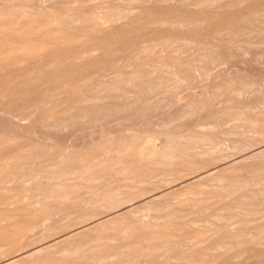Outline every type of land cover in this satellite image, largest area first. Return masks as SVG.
I'll use <instances>...</instances> for the list:
<instances>
[{"label":"rangeland","instance_id":"374dc122","mask_svg":"<svg viewBox=\"0 0 264 264\" xmlns=\"http://www.w3.org/2000/svg\"><path fill=\"white\" fill-rule=\"evenodd\" d=\"M0 85V264H264V0H0Z\"/></svg>","mask_w":264,"mask_h":264},{"label":"bare ground","instance_id":"6f19581e","mask_svg":"<svg viewBox=\"0 0 264 264\" xmlns=\"http://www.w3.org/2000/svg\"><path fill=\"white\" fill-rule=\"evenodd\" d=\"M29 40H30V39H29ZM26 43H27V42H26ZM93 52H94V51H93ZM93 52H92V53H93ZM10 58H11V57H10ZM48 62H49V61H48ZM53 62H54V61H53ZM39 71H40V70H39ZM41 71H42V70H41ZM31 73H32V72H31ZM35 73H37V72L35 71V72H33L32 74H35ZM39 73H40V72H39ZM32 74H30V75H32ZM44 74H45V73H44ZM36 75H37V74H36ZM28 76H29V75H28ZM132 76H133V75H132ZM17 77H18V76H17ZM33 77H34V76H33ZM15 78H16V77H15ZM129 78H130V77H129ZM123 81H124V80H123ZM21 83H22V82H20V86H21ZM115 83H116V82H114V84H115ZM117 83H119V81H118ZM117 83H116V84H117ZM120 83H121V82H120ZM123 83H124V82H123ZM127 83L129 84V82H127ZM151 83H153V82H151ZM114 84H113V85H114ZM145 84L148 85L147 83H145ZM149 84H150V83H149ZM3 85L6 86V84H3ZM3 85H2V86H3ZM16 85H17V83H16ZM109 85H110V84H109ZM111 85H112V83H111ZM113 85H112V86H113ZM121 85H122V84H121ZM125 85H126V84H125ZM153 85H154V84H153ZM155 85H157V84H155ZM0 86H1V85H0ZM2 86H1V87H2ZM14 86H15V85H14ZM82 86H83V85H82ZM139 86H141V85H138V87H139ZM144 86H145V85H144ZM27 87H28V86H27ZM45 87H46V86H45ZM141 87L143 88V86H141ZM23 88H24V90L22 91V93H24V91H26L25 89H27V88H25V87H23ZM32 88H33V87H32ZM46 88H47V87H46ZM46 88L43 89V90H44L43 92H45ZM145 88H146V87H145ZM145 88H143V89L140 88V89H141V91H142V90H144ZM155 88H157V87H155ZM5 89H6V88H5ZM10 89H11V88H10ZM10 89H9V90H10ZM30 89H31V88H30ZM30 89H29V90H30ZM49 89H50V87L48 88V90H49ZM51 89H52V88H51ZM53 89H54V88H53ZM60 89H61V88H60ZM60 89H59V92L62 91V90H60ZM137 89H138V88H137ZM15 90H16V89H15ZM115 90H116V88H115ZM117 90H119V89H117ZM138 90H139V89H138ZM145 90H146V89H145ZM7 91H8V89H7ZM12 91H13V90H11L10 92H12ZM17 91H18V90H17ZM39 91H41V89H40ZM39 91H38V92H39ZM63 91H64V90H63ZM108 91H109V90H108ZM134 91H135V90H134ZM139 91H140V90H139ZM151 91H152V90H151ZM10 92H9V93H10ZM13 92H14V91H13ZM13 92H12V93H13ZM15 92H16V91H15ZM15 92L13 93L14 96H16V95H15ZM27 92H28V90H27ZM27 92H26V93H27ZM32 92H33V90H32ZM32 92H31V90L29 91V93H32ZM53 92H54V91H53ZM53 92H52V93H53ZM65 92H66V91H65ZM65 92H64V94H65ZM135 92H136V91H135ZM135 92H133V93H135ZM146 92H147V91H146ZM2 93H5L4 90L2 91ZM35 93H37L36 90H35ZM41 93H42V92H41ZM45 93H46V92H45ZM61 93H62V92H61ZM151 93H152V92H151ZM0 94H1V93H0ZM6 94H7V93H6ZM27 94H28V93H27ZM32 94H33V93H32ZM37 94H40V93H37ZM43 94H44V93H43ZM47 94H48V93H47ZM64 94L62 93V94H59V95L61 96V95H64ZM135 94L138 95V93H135ZM135 94H134V95H135ZM139 94L141 95L140 92H139ZM10 95L13 96L12 94H10ZM44 95H45V94H44ZM48 95H49V94H48ZM134 95H133V96H134ZM140 95H139V96H140ZM151 95H152V94H151ZM7 96H8V95H7ZM17 96H18V95H17ZM22 96H23L22 99L24 100V98H25L27 95L25 96V95L23 94ZM60 96H59V97H60ZM145 96H147V94H146ZM1 97H2V95H1ZM3 97H4V96H3ZM41 97H42V96H41ZM149 97H151V96H149ZM154 97H155V96H154ZM154 97H153V98H154ZM9 98H10V97H9ZM14 98H15V97H14ZM16 98H18V100H19V96L16 97ZM30 98H31V96L29 97V99H30ZM45 98H46V96H45ZM52 98L55 99V96H52ZM61 98H62V97H61ZM137 98L140 99L138 96H137ZM137 98H135V99H137ZM146 98H147V99H150V98H148V97H146ZM1 99H4V98H1ZM12 99H13V98H12ZM22 99L19 100V101H22ZM27 99H28V98H27ZM39 99H40V98H39ZM81 99H82V98H81ZM138 99H137V101H138ZM144 99H145V98H144ZM18 100H17V101H18ZM31 100H32V99H30L29 101L27 100V101L30 102ZM35 100L37 101L38 98H37V99L35 98ZM35 100H33V101H35ZM45 100H46V99H45ZM47 100H48V99H47ZM62 100H63V99H62ZM87 100H88V98H87ZM87 100H84V102L87 101ZM2 101H3V100H2ZM10 101H11V100H10ZM17 101L15 100V102H17ZM36 101H35V102H36ZM40 101H41V100H40ZM40 101L38 100V102H40ZM49 101H50V100H49ZM49 101H48V102H49ZM59 101H60V99H59ZM82 101H83V100H82ZM135 101H136V100H135ZM146 101H147V100H146ZM149 101H150V100H149ZM152 101H153V100H151V102H152ZM155 101H156V100H155ZM0 102H1V101H0ZM35 102H33V103H35ZM41 102H42V101H41ZM1 103H2V102H1ZM11 103H13V101H12ZM30 103H31V102H30ZM43 103H44V102H43ZM123 103H124V102H123ZM19 104H20V103H19ZM21 104H22V103H21ZM44 104H46V102H45ZM47 104H48V103H47ZM121 104H122V102L119 103V105H120V106H119L118 103H117V106H119V108H120V107H121ZM126 104H127V103H126ZM16 105H17V104H16ZM25 105H26V104H25ZM123 105L125 106V103H124ZM134 105H135V104H134ZM1 106H2V105H1ZM32 106H33V104H32ZM111 106L115 107V104H113V105H111ZM111 106H108V107H111ZM117 106H116V107H117ZM5 107H7V105H5ZM5 107H2V108H5ZM27 107H28V106H27ZM33 107H34V106H33ZM49 107H50V105H49ZM126 107H127V105H126ZM128 107H129V106H128ZM36 108H37V107H36ZM45 108H46V107H45ZM17 109H18V108H17ZM33 109H34V108H33ZM38 109L40 110V108H38ZM28 110H29V109H28ZM45 110H47V109H45ZM48 110H49V109H48ZM48 110H47V111H48ZM50 110H51V109H50ZM94 110H95V109H94ZM96 110H98V109H96ZM12 111H14V110H12ZM73 111H74V110H73ZM80 111H82V110H80ZM80 111H79V112H80ZM98 111H99V110H98ZM107 111H108V110H107ZM27 112H28V111H27ZM27 112H26V113H27ZM51 112H52V110H51ZM71 112H72V111H71ZM75 112H76V110H75ZM75 112H74V113H75ZM85 112H86V111H84V114H85ZM87 112H88V111H87ZM100 112H101V114H102V111H100ZM100 112H99V113H100ZM3 113H4V109H3ZM3 113H2V114H3ZM5 113H7L6 110H5ZM22 113H23V112H22ZM30 113H31V112H30ZM44 113H45V112H44ZM67 113H68V112H67ZM67 113H66V115L69 114L68 116H70V114L72 115L73 112L70 113V111H69V113H68V114H67ZM74 113H73V115H75ZM88 113H89V112H88ZM88 113H87V114H88ZM91 113H92L93 115L96 114V116H97V113H96V112H95V113L91 112ZM91 113L88 114V117H89L90 115L92 116ZM8 114H9V113H8ZM28 114H29V113H28ZM37 114H38V113H37ZM40 114H41V112H40ZM87 114H86V116H87ZM4 115H5V114H4ZM6 115H7V114H6ZM23 115H24V114H22L21 116L23 117V121H24V116H23ZM26 115H27V114H26ZM79 115H80V114H79ZM99 115H100V114H99ZM15 116H16V113H15ZM15 116H14V120H17V117H15ZM21 116H20V118H21ZM75 116H76V115H75ZM86 116L84 117V115H80V117H82L81 119H83V120H84V118L89 119V118L86 117ZM3 117H4V116H3ZM5 117H6V116H5ZM10 117H11V116H10ZM71 117H72V116H71ZM80 117H79V118H80ZM83 117H84V118H83ZM100 117H101V116H100ZM6 118H8V116H7ZM11 118L13 119V116H12ZM15 118H16V119H15ZM29 118H30V117H29ZM90 118H91V117H90ZM92 118H93V116H92ZM25 119H26V117H25ZM27 119H28V116H27ZM75 119H76V117H75ZM77 119H78V118H77ZM10 120H11V119H10ZM18 120H19V119H18ZM21 120H22V119H21ZM30 120H32V119H30ZM30 120H29V121H30ZM43 120H44V119H43ZM79 120H80V119H79ZM85 120H86V119H85ZM85 120H84V121H85ZM101 120H102V119H101ZM116 120H117V119H116ZM23 121H21V122H23ZM26 121L28 122V120H26ZM55 121H56V120H55ZM55 121H53V122H55ZM58 121H59V119H58ZM58 121H57V122H58ZM118 121L120 122V120H118ZM122 121H123V120H122ZM11 122H12V120H11ZM14 122H15V121H14ZM17 122H18V121H17ZM21 122H19V123H21ZM60 122H66V121L63 119V121H60ZM60 122H58V123L60 124ZM89 122H90V120H89ZM91 122H92V120H91ZM15 123H16V122H15ZM28 123H29V122H28ZM44 123H45V121H44ZM66 123H67V122H66ZM117 123H118V122H117ZM12 124H13V123H12ZM12 124H11V125H12ZM24 124H25V123H23V125H24ZM45 124H46V123H45ZM55 124H56V122H55ZM62 124H65V123H62ZM118 124H119V123H118ZM16 125H18V124L16 123ZM25 125H26V124H25ZM47 125H48V124H47ZM63 126H64V125H63ZM53 127H54V126L52 125V129H53ZM6 128H7V127H6ZM50 128H51V127H50ZM56 129H57V128H56ZM58 129H59V128H58ZM5 131H6V130H5ZM3 132H4V131H3ZM5 133H6V132H5ZM5 136H6V135H5ZM37 144H38V143H37ZM35 146H36V145H35ZM43 146L45 147V144H44ZM46 146H47V145H46ZM48 147H49V146H48ZM45 148H47V147H45ZM49 148H50V147H49ZM147 148H149V147H147ZM54 149H55V148H54ZM107 149H109V148H107ZM43 150H44V149H43ZM56 150L59 151V149H56ZM60 150H62V149H60ZM14 151H15V150H14ZM110 151H114V149H113V150H110ZM37 152H38V151H37ZM56 154H57V153H56ZM155 154H157V153H155ZM47 155H48V154H47ZM47 155H46V157L48 158L49 155H48V156H47ZM58 156H60V155L58 154ZM72 156H73V155H72ZM153 156H155V155H153ZM70 157H71V156H70ZM51 158H52V157H51ZM72 158H73V157H72ZM38 159H39V158H38ZM43 159H45V158H43ZM46 160H47V159H46ZM65 160H66V159H65ZM47 161L49 162V159H48ZM40 162H42V161H40ZM40 162L38 161V163H40ZM52 162H53V161H52ZM65 162H66V161H65ZM3 163H4V162H3ZM3 163H1V164H3ZM9 163H10V162H8V164H9ZM63 163H64V162H63ZM11 165H12V164H11ZM39 165H40L41 168L44 169V170H46L45 168H48V167L52 166V164H51L50 162H49V163H43V162H42V163L39 164ZM58 165H59V164H58ZM32 166H33V165H32ZM36 166L38 167V164H37V163H36ZM60 166H61V164H60ZM33 168H34V167H33ZM33 168H32V169H33ZM57 169H58V168H57ZM59 169H60V168H59ZM11 170H12V169H11ZM39 170H40V169H39ZM32 171H33V170H32ZM75 171H76V170H74V172H75ZM40 172H41V171H40ZM58 172H59V171H58ZM62 172H63V170H62ZM54 173H55V172H54ZM211 173H212V172H211ZM9 174H10V173H9ZM24 174H25V173H24ZM4 175H5V174H4ZM55 175H56V173H55ZM5 176H6V175H5ZM23 176H24V175H22V177H23ZM27 176H28V175H27ZM37 176H38V175H37ZM60 176H61V175H60ZM17 178H18V177H17ZM24 178H26V177L24 176ZM28 178H30V176H29ZM18 179H20V178H18ZM22 179H23V178H22ZM16 180H17V179H16ZM16 180H15V181L13 180V181L16 182ZM20 180H21V179H20ZM24 180H25V179H24ZM37 180H38V178H37ZM73 180H74V179H73ZM18 182H19V180H18ZM34 182H35V181H34ZM2 183H3V182H2ZM12 183H13V182H12ZM19 183H20V182H19ZM26 183H27V182H26ZM5 184H6V183H5ZM30 184H31V183H30ZM27 185H28V183H27ZM5 186H8V185H5ZM1 187H3V186H1ZM163 198H164V197H163ZM163 198H162V199H163ZM156 199H157V198H156ZM154 201H155V200H154ZM158 201H159V200H158ZM147 206H148V205H147ZM142 207H143V206H142ZM144 207H145V205H144ZM149 207H151L150 204H149ZM145 208H146V210H147L148 207H145ZM145 208H143V209H145ZM159 209H160V208H159ZM141 210H142V208H141ZM146 210H145V211H146ZM145 211H144V212H145ZM130 212H132V211H130ZM146 212H147V211H146ZM146 212H145V214H148V213H146ZM133 213H135V212H133ZM135 215H136V214H135ZM153 215H154V214H153ZM155 216H157V218H158V215L155 214L154 217H155ZM162 217H163V216H162ZM155 218H156V217H155ZM163 218H164V217H163ZM141 219H145V220H147V216H143ZM159 219H160V218H159ZM161 219H162V218H161ZM152 221H153V220H152ZM108 222H109V221H108ZM140 222H142V221H140ZM156 222H157V221H156ZM147 223H148V222H147ZM134 224H136V223H134ZM145 224H146V223H145ZM100 225H101V224H100ZM100 225H97V226L93 227V229H94V228L97 229ZM146 225H149V224H146ZM146 225H144V226L146 227ZM150 225H151V224H150ZM152 225H153V224H152ZM142 226H143V225H142ZM127 227H128V226H127ZM129 227H130V226H129ZM153 227H154V225H153ZM231 227H232V226H231ZM140 228H141V226H140ZM148 228H149V226H148ZM151 228H152V227H151ZM232 228H233V227H232ZM117 229H118V228H117ZM116 232H117V231H116ZM159 232H160V231H159ZM79 235H80V234H77V235H75V236H72V237H70L68 240H70V239H72V238H74V237H77V236H79ZM124 236H125V235H124ZM166 236H167V234H166ZM250 236H252V235H250ZM144 237H145V236H144ZM147 239H149V238H147ZM111 240H112V239H111ZM192 240H193V239H192ZM70 241H71V240H70ZM95 241H98V240H95ZM93 242H94V241H90V242H87V243H84V244H85V246H89V245L92 244ZM110 242H111V241H110ZM138 242H139V241H138ZM100 243H101V242H100ZM102 243H103V242H102ZM95 244H96V243H95ZM97 244H98V243H97ZM111 244H112V243H111ZM114 244H115V242H114ZM124 245H126V244H124ZM226 245H227V244H226ZM83 246H84L83 244L79 245V247H81V248H84ZM100 246H101V245H100ZM79 247L76 248V250L74 251V253H78V248H79ZM112 247H113V245H112ZM114 247H115V246H114ZM114 247H113V248H114ZM150 247H151V246H150ZM116 248H117V247H116ZM127 248H131V247H129V246H127V245H126V246H122V245H121V247H119L118 249H115L114 251H111V252L109 251L110 253H108L107 256H109V259H113V258H115L118 254L125 252ZM217 248H218V247H217ZM88 249H89V248H88ZM153 249H154V248H153ZM44 250H45V249H44ZM44 250H39V251L42 252V251H44ZM105 250H106V249H105ZM147 251H148V250H134V251H133V254L138 255V256H143V255H145V254L147 253ZM153 251H154V250H153ZM35 252H36V250H35ZM86 252H87V251H86ZM86 252H85V253H86ZM103 252H104V250H103ZM38 253H39V252H38ZM92 253H93V251H92ZM104 253H107V252H104ZM88 254H90V252H89ZM33 255H34V254H33ZM33 255H32V256H33ZM92 255H93V254H92ZM159 255H160V254H159ZM38 256H39V255H38ZM63 256H64V255H63ZM163 257H165V256H163ZM93 258H94V257H92V259H93ZM135 258H136V257H135ZM78 259H80V258H78ZM95 259H96V258H95ZM104 259H105V258H104ZM106 259H107V258H106ZM106 259H105V260H106ZM67 260H68V259H67ZM105 260H104V261H105ZM128 260H129V259H128ZM63 261H64V260H63ZM106 261H108V259H107ZM110 261H111V260H110ZM64 262H65V261H64ZM66 262H67V261H66ZM83 262H84V261H83ZM86 262H87V261H86ZM67 263L69 264V261H68ZM67 263H57V264H67ZM81 263H82V262H81ZM88 263H90V261H89ZM71 264H72V263H71ZM100 264H101V263H100Z\"/></svg>","mask_w":264,"mask_h":264}]
</instances>
